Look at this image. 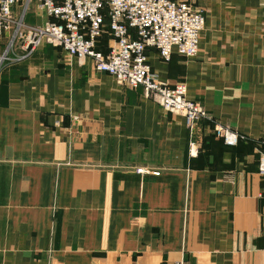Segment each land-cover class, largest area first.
Segmentation results:
<instances>
[{"label": "crops", "instance_id": "obj_1", "mask_svg": "<svg viewBox=\"0 0 264 264\" xmlns=\"http://www.w3.org/2000/svg\"><path fill=\"white\" fill-rule=\"evenodd\" d=\"M187 1L197 54H146L204 107L192 134L88 57L42 44L0 63V264H264V0ZM23 19L48 17L33 0Z\"/></svg>", "mask_w": 264, "mask_h": 264}, {"label": "built area", "instance_id": "obj_2", "mask_svg": "<svg viewBox=\"0 0 264 264\" xmlns=\"http://www.w3.org/2000/svg\"><path fill=\"white\" fill-rule=\"evenodd\" d=\"M24 1L33 0H0V44L14 29L12 40L0 52V63L50 44L78 60L90 58L97 71L108 73L118 84L142 87L144 96L164 110L182 115L191 134L195 123L207 116L204 107L187 96L185 83L170 85L158 78L146 54L152 48L166 61L173 53L195 56L205 24L203 8L187 0H34L48 19L27 25L15 20L11 9ZM105 32L111 42L103 52L97 43ZM216 134L228 145H235L240 137L223 126L216 128ZM194 150L191 141L189 151ZM136 171L145 173L147 169ZM259 173L264 175V162ZM172 264L185 263L179 259Z\"/></svg>", "mask_w": 264, "mask_h": 264}, {"label": "rangeland", "instance_id": "obj_3", "mask_svg": "<svg viewBox=\"0 0 264 264\" xmlns=\"http://www.w3.org/2000/svg\"><path fill=\"white\" fill-rule=\"evenodd\" d=\"M30 2H32V1H24V2H19L18 3V5L20 6L19 7V11H22V14H21V16L19 17V11L17 12L18 14H15L14 15V19L15 20H18V21H20L21 23H26V22H24V19H23V15H24V12L26 11V8H27V6H28V4L30 3ZM13 28L7 33V35H6V37L3 39V41L1 42L2 43V45H1V50H0V52H2V51H4L5 50V47H6V45H8V43H9V41H11L12 40V32H13ZM17 40L18 39H16L15 40V42H14V44H15V46H16V42H17Z\"/></svg>", "mask_w": 264, "mask_h": 264}, {"label": "trees", "instance_id": "obj_4", "mask_svg": "<svg viewBox=\"0 0 264 264\" xmlns=\"http://www.w3.org/2000/svg\"><path fill=\"white\" fill-rule=\"evenodd\" d=\"M105 33H107L108 34V32H105ZM109 35V34H108ZM110 36V35H109Z\"/></svg>", "mask_w": 264, "mask_h": 264}]
</instances>
